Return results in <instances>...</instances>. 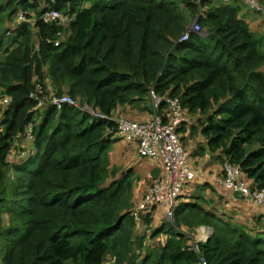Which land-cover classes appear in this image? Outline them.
I'll list each match as a JSON object with an SVG mask.
<instances>
[{"label": "trees", "instance_id": "obj_1", "mask_svg": "<svg viewBox=\"0 0 264 264\" xmlns=\"http://www.w3.org/2000/svg\"><path fill=\"white\" fill-rule=\"evenodd\" d=\"M239 2L0 0V45L10 32L0 54V264H199V255L206 264H264V208L206 177L183 184L171 220L152 202L135 219L165 176L162 160L137 152L153 166L146 181L126 162L111 164L115 143L138 141L80 109L131 122L158 114L167 123V99H178L181 146L187 134L200 137L189 159L210 154L206 166L218 168H203L208 174L222 177L228 164L264 189V19L242 16ZM53 9L73 18L41 20ZM191 19L204 34L181 42ZM53 95L77 105L37 113ZM13 151L27 157L10 164ZM200 226L212 232L197 253Z\"/></svg>", "mask_w": 264, "mask_h": 264}, {"label": "built area", "instance_id": "obj_2", "mask_svg": "<svg viewBox=\"0 0 264 264\" xmlns=\"http://www.w3.org/2000/svg\"><path fill=\"white\" fill-rule=\"evenodd\" d=\"M56 2L57 0H50ZM250 6H257L251 0H245ZM25 18V17H24ZM73 16L63 13L62 11L53 9L44 12L41 15V20L45 23L57 22L60 25H66L70 22ZM17 19L25 21L30 25H34V22L29 19H23L22 14H17ZM196 24V25H193ZM200 29L197 23H192L188 30L181 35L179 41H186L190 32H199ZM6 35H10V32H6ZM54 44H59L58 40H54ZM5 102V100H4ZM170 108L171 118L167 123H164L162 117L158 114H154L153 117L145 122H131L124 117H115L114 115L106 116L99 113H95L91 110L90 114L94 117H101L112 120L117 125V133L125 139H136L138 141L137 151L141 156L158 158L162 160L165 168V176L162 180L157 181L152 187H150L144 194L140 208L143 209L148 203H158L165 211L164 217L166 220H171L174 210L175 200L186 181L193 180L197 175L205 176V173L201 169H196L191 165V161L188 156L187 150H185L180 142L179 135L177 133V127L185 120L182 113V109L178 99H167ZM155 106L158 105L159 99L153 97ZM65 105L76 106V102L66 95H53L47 103L39 104L36 111L40 112L45 110L47 106L55 107L58 110L62 109ZM81 107H88L82 105ZM80 107V108H81ZM90 108V107H88ZM37 115V114H36ZM38 116V115H37ZM27 157L25 152L20 154L19 158L23 159ZM242 172L235 166L224 164V176L222 177H210L216 184L230 190L239 197H244L251 200L256 205L264 208V189L253 190L250 188L248 182L242 178ZM137 219V215H134ZM211 228H206V234H211ZM193 249L199 253L198 243L199 241L192 235ZM199 264H206L203 256H198Z\"/></svg>", "mask_w": 264, "mask_h": 264}, {"label": "rangeland", "instance_id": "obj_3", "mask_svg": "<svg viewBox=\"0 0 264 264\" xmlns=\"http://www.w3.org/2000/svg\"><path fill=\"white\" fill-rule=\"evenodd\" d=\"M103 3H105V4H111L112 2H113V0H101ZM251 1H253V0H251ZM254 2V1H253ZM247 3V2H246ZM239 4L241 5V6H244L243 7V10L241 11V15L242 16H245L244 15V13H246V15H247V17L249 16V17H251V15L252 16H257L258 17V19L259 20H262V19H264L263 17H264V8L262 7V6H254V8H255V10L253 9V8H251V6L247 3V4H245V5H243L242 3H240L239 2ZM193 19H191V23H190V25H189V27L191 26V24L192 23H197V20L196 19H194L193 21H192ZM261 22H263V21H261ZM198 24V23H197ZM193 25H196V24H193ZM6 26V24H4L3 23V20L1 21L0 20V34H1V32H2V30L4 29V27ZM198 26H199V24H198ZM199 28H200V26H199ZM198 30H200L199 32H192V33H198L199 35H201V34H204V33H202V31H201V28L200 29H198ZM252 30H254V31H257L258 29L255 27V26H252ZM10 41V37L9 36H3L2 37V42H1V45H0V54H1V50L3 49V47L8 43ZM263 70H264V67H263ZM152 105V108L155 110L156 109V106L154 105V103H152L151 104ZM80 109H82V110H85V111H87L88 113H90L91 112V109L90 108H88V107H81ZM61 110V109H60ZM39 112V111H38ZM37 112V113H38ZM138 113H140V112H138ZM40 115H41V113H40ZM154 115V114H153ZM37 115L35 114V118H37L36 117ZM153 117V116H152ZM137 121H142L141 120V116H137ZM151 118H148L147 119V121L148 120H150ZM35 121H37V120H35ZM146 121V120H145ZM184 141L186 142V145H184V147L189 151L190 149H191V146L193 145V144H195L196 145V141H200V137H198L197 136V132L195 131V132H193L190 136L187 134V136L184 138ZM123 146H122V144L121 143H118V144H116L115 143V149H114V151L110 154V157H111V160H110V162H111V164H118V163H122V162H126V166H129V165H132L133 166V168H134V170L137 172V173H139V175H140V177H141V179L142 180H144V181H146L147 179H148V177H149V171H150V169L153 167L152 166V164H150L149 163V161H147V160H144V159H141V158H139L138 157V151H136V149L138 148V144L136 143V147L134 146V144L131 146V145H125L124 144V147L122 148ZM124 150L123 151V154H121L120 152H121V150ZM25 152V151H24ZM125 153V154H124ZM190 153V152H189ZM20 154H23V152L22 153H20ZM20 154L19 153H17L16 151H13V152H11V154L9 155V159H8V161H9V163L10 164H15V163H18V161L20 160V158H19V156H20ZM192 159H193V157H191ZM194 160V159H193ZM11 161V162H10ZM202 163H210L211 165L213 164V161L210 159V157H208V158H204V156H202V157H197L196 158V162L194 163V165H195V167H196V169H198V168H203V166H202ZM203 164V165H204ZM214 167H216V168H218V166L217 165H213V166H209V167H207V168H209V169H214ZM223 167H224V165H223ZM32 169V168H31ZM30 169V170H31ZM204 173H205V176L204 177H206L207 179H209L210 180V182L212 181V178H210V177H212L213 176V174H211V173H207V172H205L204 171ZM11 176V174L9 175V177ZM16 176H22V178H25V176H26V172H23V173H17V175ZM224 176V175H223ZM13 178H14V176H11V178H9V179H7V182L10 184V185H12L13 184ZM142 203V200H141V202L138 204V206L135 208V210H134V215L136 214L137 215V219L139 218V211L141 210V208H140V204ZM221 211H222V213H225L226 215H229V216H231L232 218H233V215H235L236 214V212L235 213H233V212H231L230 210H228V208L227 207H221ZM241 218L239 217L238 219H237V221H239ZM139 231L141 232V231H143L142 230V228L141 229H139ZM211 231H212V229H211Z\"/></svg>", "mask_w": 264, "mask_h": 264}, {"label": "crops", "instance_id": "obj_4", "mask_svg": "<svg viewBox=\"0 0 264 264\" xmlns=\"http://www.w3.org/2000/svg\"><path fill=\"white\" fill-rule=\"evenodd\" d=\"M245 4H247V3H243V5H245ZM243 7L244 6H242V10H243ZM244 15L246 16V13H244ZM248 18H252V15H251V17H249L248 16ZM6 36V35H5ZM147 119V118H146ZM141 120H145V119H142V117H141ZM184 136H185V134H184ZM130 145H132V144H130ZM210 155V154H209ZM209 155L208 154H205V155H203L204 156V158L206 159V158H208L209 157ZM196 158L197 157H193V159L192 158H190V161H191V165L193 166V167H195V165H194V163L196 162ZM204 163H202V166H203V168H205V167H207L206 165V163L203 165ZM196 168V167H195ZM203 168H199V169H201V170H203ZM216 167H214V169H215ZM204 171V170H203ZM197 176H200V177H203L202 175H197ZM238 198H240L241 200H244V201H246L247 199L246 198H243V197H239L238 195H236ZM247 201H249V200H247ZM253 203V202H252ZM255 203H253L252 205H254ZM256 205V204H255ZM254 205V206H255ZM206 228H208L207 226H200V227H198V228H196V230H195V232L193 233V235H194V237L196 238V239H198L199 241H206L207 239H208V235L206 234Z\"/></svg>", "mask_w": 264, "mask_h": 264}, {"label": "water", "instance_id": "obj_5", "mask_svg": "<svg viewBox=\"0 0 264 264\" xmlns=\"http://www.w3.org/2000/svg\"><path fill=\"white\" fill-rule=\"evenodd\" d=\"M244 198V197H243Z\"/></svg>", "mask_w": 264, "mask_h": 264}]
</instances>
